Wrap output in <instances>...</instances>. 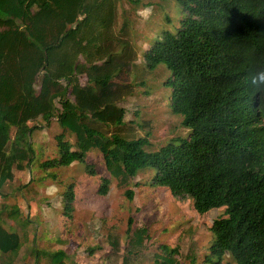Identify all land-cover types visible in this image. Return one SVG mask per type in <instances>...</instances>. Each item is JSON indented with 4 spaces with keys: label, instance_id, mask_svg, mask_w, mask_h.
<instances>
[{
    "label": "trees",
    "instance_id": "obj_1",
    "mask_svg": "<svg viewBox=\"0 0 264 264\" xmlns=\"http://www.w3.org/2000/svg\"><path fill=\"white\" fill-rule=\"evenodd\" d=\"M174 1L181 11L177 24L151 42L142 60L149 70L167 71L162 85L171 113L188 132L149 151L148 135L125 132L126 111L118 106L131 84L114 79L137 68L130 41L122 40L120 53L109 45L122 34L118 0H0V191L14 167L32 164L34 132L55 122V155L39 168L78 162L88 176L100 175V196L112 178L127 184L152 168L151 183L191 199L197 214L224 208L212 221L205 262L222 264L229 254L234 262L227 264H264V87L248 80L264 68V0ZM124 195L132 200L134 192ZM74 199L70 186L62 206L68 218ZM2 209L14 219L20 212ZM131 224L130 218L129 245L143 248L146 229ZM20 245V236L0 219V254ZM33 253V264L46 254V264H77L67 263L63 249ZM133 253L129 249L121 264ZM178 255L177 246L161 245L153 264H178Z\"/></svg>",
    "mask_w": 264,
    "mask_h": 264
},
{
    "label": "rangeland",
    "instance_id": "obj_2",
    "mask_svg": "<svg viewBox=\"0 0 264 264\" xmlns=\"http://www.w3.org/2000/svg\"><path fill=\"white\" fill-rule=\"evenodd\" d=\"M139 1L136 5L129 0H118L116 29L122 34H117L119 38L113 36L109 45L112 52L120 53L122 40L130 41L131 51L136 52L137 68L114 79L118 83L131 84L118 106L126 111L125 132H131L135 137L148 135L150 145L146 149L154 151L172 138L186 136L188 130L181 126V118L171 113L169 93L162 85L168 76L167 71L161 66L156 71L147 69L142 55L164 30H171L172 24H177L181 11L174 0ZM102 12L99 18L104 17L105 10ZM93 25L98 31L105 26L101 21H93ZM79 81L84 84L85 75H80ZM141 81H144L143 85ZM59 132L60 128L54 122L43 132H34L32 164L21 169L14 167L12 180L1 188L0 210L6 205L7 209L18 207L21 212L13 220L2 209L1 223L20 236L21 245L17 252L0 254V263L13 258L23 260L26 256V264H33V249L49 252L63 249L68 254L67 263L121 264L123 255L132 249L134 253L125 264H153L160 246L168 245L178 247V264H212L205 262L213 240L210 227L212 221L223 214L224 208L197 214L191 199L173 197L167 187L151 183L155 172L152 168L139 172L127 184L112 178L104 196L96 193L100 175L88 176L78 162L44 171L38 165L55 155L54 136ZM68 138L74 141V137ZM95 158L98 155L93 160ZM40 177L44 180L41 181ZM70 186H73L75 199L73 212L68 218L63 214L62 206L63 193ZM127 189L134 192L132 200L124 195ZM130 218L132 230L146 229L148 238L143 248L135 249L129 245L127 227ZM43 256L46 260L41 258L38 264H45L49 259L48 254ZM233 262L226 254L222 264Z\"/></svg>",
    "mask_w": 264,
    "mask_h": 264
},
{
    "label": "clouds",
    "instance_id": "obj_3",
    "mask_svg": "<svg viewBox=\"0 0 264 264\" xmlns=\"http://www.w3.org/2000/svg\"><path fill=\"white\" fill-rule=\"evenodd\" d=\"M248 80L253 87H264V68H261L254 73H250Z\"/></svg>",
    "mask_w": 264,
    "mask_h": 264
},
{
    "label": "crops",
    "instance_id": "obj_4",
    "mask_svg": "<svg viewBox=\"0 0 264 264\" xmlns=\"http://www.w3.org/2000/svg\"><path fill=\"white\" fill-rule=\"evenodd\" d=\"M55 123V122H54ZM56 124V123H55ZM45 129V128H44ZM43 129V130H44ZM43 130H42V132H43ZM40 134H42V133H40ZM40 134H38L37 136H40ZM33 142H34V140H33ZM26 168V167H25ZM0 196H2V194H0ZM19 207H20V204H19ZM18 208V207H17ZM19 209V208H18ZM20 210V209H19ZM19 213H21V212H19ZM13 220H15L14 218H12ZM31 252V251H30ZM33 253V252H32ZM23 257V256H22ZM41 258H44L45 260H46V257L45 256H43V255H41L40 256V258H39V261H41ZM28 261H26V256H25V258H23V260L22 259H19V260H17V259H14L13 258V260H9V261H7V262H5L4 264H26ZM0 264H2V263H0ZM46 264V263H45Z\"/></svg>",
    "mask_w": 264,
    "mask_h": 264
}]
</instances>
